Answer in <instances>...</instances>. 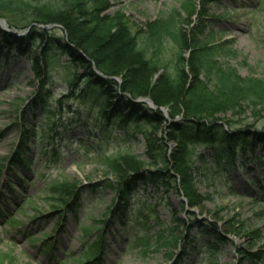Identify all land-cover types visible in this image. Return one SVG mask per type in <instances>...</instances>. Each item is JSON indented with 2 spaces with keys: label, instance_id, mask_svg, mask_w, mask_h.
<instances>
[{
  "label": "rangeland",
  "instance_id": "1",
  "mask_svg": "<svg viewBox=\"0 0 264 264\" xmlns=\"http://www.w3.org/2000/svg\"><path fill=\"white\" fill-rule=\"evenodd\" d=\"M185 1L199 0H111L112 6L106 12L120 9L133 30L143 29L146 22L171 11L184 14L181 4ZM206 8L213 41L225 44L215 60L242 78L264 80V0H220ZM195 22L196 15L190 18L191 25ZM49 26L55 36L63 34L59 28ZM166 40L163 56L171 71L172 41ZM39 50L34 46L33 53ZM6 53L0 48L1 264H77L76 259H84L98 228L103 232L104 249L98 259L87 264H252L238 250L253 253L264 248V153L258 154L263 157L261 162L237 163V168H225L221 173V166L200 158L207 156V148L194 146L191 162L195 191L202 196L199 204H188L177 189L178 180L163 186L139 184L130 198L127 219H117L110 211L115 193L105 188V180L112 174L97 153L114 157L118 147L127 149L131 138L122 134L118 143L99 144L91 136V128L68 122L77 110L84 114L88 107L73 97L62 98L72 92L64 81L73 70L63 64L66 57L56 63L45 83L52 94L48 101L52 110L45 112L37 103L40 86L31 68V57L15 51ZM73 71L83 72L81 68ZM161 109L169 119L168 107ZM23 114L42 134L40 138L38 134L29 135L25 149L15 154L23 134L27 135L21 121ZM216 116L227 119L230 130L241 129L264 138V108L244 106ZM134 135L136 139L130 141L129 149L132 155L145 160L146 140L141 134ZM154 136L165 137L163 127ZM165 143L169 154L175 144L168 140ZM247 167L253 170L249 172ZM63 179L79 183L81 205L77 212L54 209V197L47 185ZM253 179L257 181L253 183ZM9 217L20 224L6 222ZM212 224L222 233L224 242L215 244L214 237L199 228ZM86 227L92 232L88 238L83 234ZM170 228H178L183 235L188 233L186 242L172 240L169 246H158L156 233ZM209 244L216 246L215 260L208 258ZM47 245L50 249L45 251Z\"/></svg>",
  "mask_w": 264,
  "mask_h": 264
},
{
  "label": "trees",
  "instance_id": "2",
  "mask_svg": "<svg viewBox=\"0 0 264 264\" xmlns=\"http://www.w3.org/2000/svg\"><path fill=\"white\" fill-rule=\"evenodd\" d=\"M219 1H185L181 4L184 14L171 11L146 22L143 29L133 30L129 18L120 9L112 14L106 12L112 6L111 0H0V18L10 28L25 30L30 26L22 38L0 28V48L3 47L7 55L15 51L31 57V68L39 79L38 106L45 112L52 110L48 103L52 94L45 89V83L56 63H62L61 58L66 57L63 64L67 68H81L83 72L78 74L72 70L64 76L72 92L62 98L73 97L88 107L84 114L77 110L68 122L91 128L94 131L91 136L99 144L118 143L122 134L131 138L127 149L122 151L118 147L113 152L114 157L97 153L99 161L112 174L111 179L105 180V188L115 193L110 208L112 217L127 219L130 198L139 184L163 186L175 179L179 181L177 189L188 204L191 207L199 204L202 196L195 191V169L191 162L194 146L206 147L207 156L200 158H208L214 165L221 166V173L225 168H237V163L263 160L258 154L264 153V138L241 129L230 130V122L216 116L239 111L244 106L264 108V80L242 78L234 69L215 60L225 44L213 41L208 31L206 6ZM194 15L196 22L191 25L190 18ZM52 24L57 25L54 29L62 31L60 37L48 28ZM38 25L45 27L41 29ZM168 38L172 41L171 71L163 56ZM34 46L40 48L39 52L33 53ZM92 66L107 78L98 77ZM110 77H120L121 82ZM146 97L158 107L156 110L133 101ZM61 101L58 100V106ZM162 106L168 107L170 121L159 110ZM178 115L182 116L176 119ZM21 121L27 135L23 134L15 154L25 149L29 135L38 134L24 114ZM162 127L165 137L156 138L154 132ZM135 133L146 140L145 160L132 155L129 149L130 141L136 139ZM165 140L175 144L169 154ZM21 157L23 160L22 154ZM252 170L247 167V171ZM256 181L253 179V183ZM47 188L53 194L54 209L77 212L81 205V188L77 181L63 179L48 184ZM6 222L13 226L20 224L12 217ZM181 223L184 226V222ZM213 225H199V228L213 236L215 244L224 242L222 233ZM177 229L157 232V245L169 246L172 240L186 242L188 233L183 235ZM96 231V238L82 256L84 259H76L77 264H82V260L85 264L95 261L103 252V232L100 228ZM91 233L90 228H83L86 238ZM209 246L208 258L215 260L213 249L216 246ZM49 249L48 246L45 251ZM238 251L252 264H264V248L253 253Z\"/></svg>",
  "mask_w": 264,
  "mask_h": 264
},
{
  "label": "water",
  "instance_id": "3",
  "mask_svg": "<svg viewBox=\"0 0 264 264\" xmlns=\"http://www.w3.org/2000/svg\"><path fill=\"white\" fill-rule=\"evenodd\" d=\"M55 26L56 25H51L50 27H55ZM0 27L2 28L3 31L8 32L11 35H16L18 38L23 37L28 32V30L30 28V26H29L24 31L17 32L16 30L9 28L8 24L6 23V21L4 19H2V18H0ZM38 27L42 29L44 26L38 25ZM86 61H89V60L86 59ZM93 69H94V72L96 73L97 76L102 77V78H107L100 71L96 70L94 66H93ZM114 79L120 83V79H118V78H114ZM126 97L131 99L128 94H126ZM133 101L135 103H145L149 109H152V110H156L157 109V107L153 104V102L149 98H136V99H133ZM160 111H162V109H160Z\"/></svg>",
  "mask_w": 264,
  "mask_h": 264
}]
</instances>
